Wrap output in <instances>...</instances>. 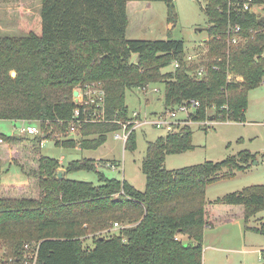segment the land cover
Segmentation results:
<instances>
[{
  "label": "trees",
  "instance_id": "obj_1",
  "mask_svg": "<svg viewBox=\"0 0 264 264\" xmlns=\"http://www.w3.org/2000/svg\"><path fill=\"white\" fill-rule=\"evenodd\" d=\"M130 1L166 2L167 22L175 25L178 20L174 0H42L39 12L15 20L24 35L0 31V119L40 120L42 128L52 127L51 132L43 130L47 137L55 130L64 132L78 106L76 86L99 82L107 121L83 124L82 148L97 149L119 130L118 120L131 113L127 91L145 85H164L166 109L198 100L194 122L212 116L243 121L249 92L264 82L262 17L251 10L233 11L229 0H206L207 57L194 62L186 56L183 39L129 38ZM236 23L244 41L229 44L228 29ZM202 65L207 69L200 76ZM193 134L186 124L148 143L143 190L98 171L105 160L83 158L63 167L59 159L41 152V135L0 134L2 258L24 264L29 244L38 249V264H203L208 228L243 218L247 229L264 235V222L249 226L264 210V184L215 200L206 195L209 184L245 170L255 159L251 151L166 168L168 155L194 149ZM55 140L57 146L76 147L75 138ZM125 149H137L136 130ZM8 164L20 166L28 183L4 184ZM80 170L97 171L101 183L66 176ZM113 222L130 225L106 231ZM91 235L94 246L88 248L84 240Z\"/></svg>",
  "mask_w": 264,
  "mask_h": 264
},
{
  "label": "rangeland",
  "instance_id": "obj_2",
  "mask_svg": "<svg viewBox=\"0 0 264 264\" xmlns=\"http://www.w3.org/2000/svg\"><path fill=\"white\" fill-rule=\"evenodd\" d=\"M136 2L139 3V7L143 8L135 16L133 10L136 11V8H132L133 3L129 6L133 20L127 31L129 38L155 40L172 37L183 39L188 60L197 62L207 57L206 40L209 38L207 33L209 23L205 11L206 0H174L178 14L175 25L167 22L168 7L166 2H150L154 8L153 6L146 8L149 1ZM41 6L42 0H0V24L7 28L3 34L24 35L20 29L16 30L15 18L32 17L34 13L40 11ZM255 10L257 14L263 13V7H258ZM75 90L83 92V88H79V86H76ZM163 94L164 85H149L147 91L133 88L127 91V104L131 112L141 109L152 114H160L166 109L164 108ZM94 96L96 97L97 93H94ZM77 97L80 99V96ZM77 97L74 98L77 99ZM88 105H86L87 113L90 114L96 109V102ZM215 110H210V113L214 114ZM83 124H77L76 130L71 133V136H75L76 147L83 140L81 132ZM24 125L25 123L19 120L0 119V134L25 135L21 132ZM189 125L194 133V149L168 155L165 162L167 169L196 165L207 160L220 161L242 150H248L255 154V159L245 170L236 171L232 177L222 178L209 184L206 189L207 198L215 200L251 185L264 184V82L249 92V104L243 121L207 118L200 123L193 122ZM40 130L49 132L52 127L47 130L40 125ZM136 132L137 149L135 151L125 149L124 141L115 138V133L112 132L108 134L106 142L97 149L65 148L57 146L54 139H46L42 145V153L57 159L63 156V167H66L72 160L83 158L94 159L98 162L105 160L107 162L103 165L98 163V171L109 178L120 180L125 178L138 189L143 190L146 186V175L142 171V162L146 156L148 143L159 136H164L167 129L148 125L138 128ZM90 137L96 138L98 135ZM7 168L8 171L2 176L4 184L19 185L27 181V177L16 164H11ZM66 176L76 180L91 181L95 184L101 183L97 171L80 170L67 173ZM263 222L264 210L249 220V226H260ZM124 225L126 227L130 224ZM116 230L119 228L110 226L106 231L113 233ZM84 244L88 248L93 247V235L87 236ZM210 245L216 247L210 248ZM204 246L203 264H264V235L247 229L243 218L239 221L235 219L223 225L208 228L204 237ZM0 256V260L11 263L10 259L2 258V249H0Z\"/></svg>",
  "mask_w": 264,
  "mask_h": 264
},
{
  "label": "built area",
  "instance_id": "obj_3",
  "mask_svg": "<svg viewBox=\"0 0 264 264\" xmlns=\"http://www.w3.org/2000/svg\"><path fill=\"white\" fill-rule=\"evenodd\" d=\"M258 7H263V13H256L255 9ZM229 8H233V11H235V9L237 8L242 10H251L258 16H261L262 18L264 17V2L259 3L255 0H229ZM241 32L242 26L240 24H231L228 29L227 37L229 44H239L240 42L244 41V37L242 36ZM189 59L191 58L189 57ZM206 69V66L202 65L198 70V75L202 76L206 72ZM213 69L219 68L217 65H213ZM80 87L83 88V92L77 90L80 99L78 97L77 99H75V102L78 104V106L75 109L74 118L70 121L66 131L60 132L55 130L53 133H51V135H49L50 137H47L46 134H44L40 130V120L32 121L28 119H22L21 121L25 123V125L22 127L21 132L27 135H41V145H43L46 139L55 140L70 136L71 133L76 130L77 124L80 125L86 122L107 121V119L105 118V90L103 89L102 84L98 82L79 86V88ZM148 87L149 85H145L143 87H140V90L147 91ZM94 93H97L96 97L94 96ZM94 101L96 102V109L94 110V112L88 114V108L86 105L90 103L94 104ZM199 106L200 102L192 98L182 102L177 106L164 109L160 114H152L141 109H135L130 113V117L127 120H118L119 124H121L122 127L114 132L115 138L123 140L124 144H126L133 130H137L138 128H142L148 125L156 128H166L167 132L179 130L182 125L191 124L194 122L192 118L196 114ZM82 111L83 117H81ZM210 119L213 120L216 119V117H210ZM197 122L200 123L201 121ZM113 227L118 229L125 227V225H122L119 222H113ZM25 248L26 257L24 260V264H38L37 247L27 244ZM0 264L10 263L6 262L5 260H0Z\"/></svg>",
  "mask_w": 264,
  "mask_h": 264
},
{
  "label": "crops",
  "instance_id": "obj_4",
  "mask_svg": "<svg viewBox=\"0 0 264 264\" xmlns=\"http://www.w3.org/2000/svg\"><path fill=\"white\" fill-rule=\"evenodd\" d=\"M131 3H133V5H132V8L134 7V8H136V11H134L133 10V14L136 16V15H138L139 13H140V11L142 10V8L143 7H139V3L138 2H136V1H130L129 3H128V14H129V27H128V30H129V28H130V26H131V23H132V17H131V13H130V9H129V6L131 5ZM151 6H153V5H151V3L150 2H148V6H146V8H151ZM153 8H154V6H153ZM132 14V15H133ZM133 15V16H134ZM17 18H15V20H16ZM6 29L7 28H5L4 27V25H2V24H0V31H1V33H5V31H6ZM20 28L17 26V28H16V30H19ZM204 40H206V39H204ZM18 121V120H17ZM19 121H21V120H19ZM69 137H72V138H75V136H69ZM56 144V143H55ZM65 147V146H64ZM65 148H76V149H86V148H82V143L80 142L79 143V145H78V147H65ZM41 152H42V145H41ZM62 160H63V156H61V158L59 159V161H60V163L62 164ZM11 164H8V165H6L5 166V172H7L8 171V168L7 167H9ZM18 166V165H17ZM62 166H63V164H62ZM20 167V166H19ZM20 169H21V167H20ZM21 171L25 174V176L27 177V181L25 182V183H23V184H26V183H28V180H29V178H28V176H27V174L21 169ZM4 172V173H5ZM240 219H242V218H238V219H236V221H239ZM215 248L216 246H214V245H210V248ZM204 249H205V246H204Z\"/></svg>",
  "mask_w": 264,
  "mask_h": 264
},
{
  "label": "water",
  "instance_id": "obj_5",
  "mask_svg": "<svg viewBox=\"0 0 264 264\" xmlns=\"http://www.w3.org/2000/svg\"><path fill=\"white\" fill-rule=\"evenodd\" d=\"M262 20H264V17L262 18ZM135 58H136V55H134V56L132 57L131 63L134 62ZM15 74H16V73L13 72V75H15ZM77 96H78V91H77V90H74V97H77ZM29 136H30L31 138L35 137V135H29ZM59 176H60V177L62 176V171L59 172Z\"/></svg>",
  "mask_w": 264,
  "mask_h": 264
}]
</instances>
